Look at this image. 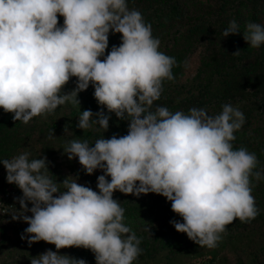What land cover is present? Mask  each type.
Returning a JSON list of instances; mask_svg holds the SVG:
<instances>
[{
  "label": "clouds",
  "instance_id": "clouds-1",
  "mask_svg": "<svg viewBox=\"0 0 264 264\" xmlns=\"http://www.w3.org/2000/svg\"><path fill=\"white\" fill-rule=\"evenodd\" d=\"M243 27L249 47L264 45V25ZM110 33L119 34L121 42L105 55ZM240 33L232 20L222 36ZM160 44L128 0H0V109L14 122L28 124L66 103L80 106L79 94L91 85L101 110L80 111L76 128L105 133L112 114L128 123L126 135L94 142L76 138L63 146L62 155L78 159L84 174L102 172L97 190L80 184L79 176L58 183L43 154L33 158L25 150L0 159L7 183L22 193L13 205L0 203V215L28 225L21 240L29 246L43 241L56 248L30 264H86L59 254L72 247L91 251L96 264H134L142 239L124 223L125 209L113 199L117 191L166 198L183 221L170 224L208 249L217 247L226 226L259 215L252 192L264 180V169L258 170L255 153L233 147L244 113L231 103L213 115L206 108L185 113L154 106L177 65ZM73 78L74 88L65 92ZM151 229L143 231L151 235Z\"/></svg>",
  "mask_w": 264,
  "mask_h": 264
},
{
  "label": "trees",
  "instance_id": "trees-1",
  "mask_svg": "<svg viewBox=\"0 0 264 264\" xmlns=\"http://www.w3.org/2000/svg\"><path fill=\"white\" fill-rule=\"evenodd\" d=\"M128 6L139 10L145 22L151 24L153 37L161 42L160 51L177 61L172 69L174 79L164 81L161 98L154 106L185 113L192 107L206 108L210 115L218 114L225 103L239 107L245 123L235 133L233 147H244L255 153L258 170L264 169V45L253 49L242 34L247 22L264 25V0H128ZM232 20L240 25L241 33L224 38L222 32ZM58 22L62 25L63 17H58ZM120 42L119 34L110 33L105 55ZM237 50L241 51L240 55L233 56ZM197 54L196 72L190 74L192 59ZM74 86L75 78L64 91H71ZM93 92L90 85L78 96L80 106L66 103L54 114L34 117L28 124L14 122L12 114L0 109V159H10L25 150L33 158L43 154L53 179L62 183L65 178L58 176L57 157L62 155L64 144L72 140L69 133L89 142L102 136L108 139L127 134L128 123L118 120L114 114L105 133L103 129L82 132L76 128L80 111L101 110ZM104 111L107 113V109ZM66 125L69 132H64ZM52 133L56 138L49 139ZM69 169L72 176H79L80 184L97 190L100 170L88 176L78 159L71 160ZM252 195L259 210L257 218L250 223L237 219L226 226V233L213 249L200 247L186 234L175 230L170 221H183L172 212L166 198L152 193L137 198L117 191L113 199L125 209L124 223L142 239L143 251L134 264L158 256L171 260L170 264H182L181 258L199 264H264V180L255 184ZM20 196V190L7 183L6 170L0 164V203L14 204ZM15 206L19 209V204ZM146 226L152 228L151 235L143 231ZM23 229L9 215H0V264H30L31 258L37 257L47 244L41 241L29 246L26 240H21ZM60 253L83 259L86 264H96L94 254L83 248L61 249Z\"/></svg>",
  "mask_w": 264,
  "mask_h": 264
},
{
  "label": "rangeland",
  "instance_id": "rangeland-1",
  "mask_svg": "<svg viewBox=\"0 0 264 264\" xmlns=\"http://www.w3.org/2000/svg\"><path fill=\"white\" fill-rule=\"evenodd\" d=\"M198 60H199V57H198V54L195 55L192 59V63L190 65V70H189V73L190 74H193L196 72V68H197V63H198ZM69 136L72 138V139H76L78 137H76V134H73V133H69ZM57 164H58V169H57V172H58V176L59 177H62V178H66L68 176H72L71 172H70V169H69V164H71V161L68 160L67 156L65 155H60L57 157ZM64 180V179H63ZM148 198V196H147ZM30 215V213H29ZM19 224H21L24 229L28 227L27 224L21 222V221H18ZM24 229L21 230V232L23 233L24 232ZM52 250V251H55V247L53 245H49V244H46L44 245V247L42 248V251L39 253L42 254L44 252H46L47 250ZM61 255H65V254H62V253H59ZM38 255V256H39ZM180 263L182 264H187V263H193V264H199L198 261H193L189 258H181L180 260ZM172 261L171 260H167L166 257H163V256H158L157 258L153 259V258H150V257H147L146 260L144 262H141L139 264H170Z\"/></svg>",
  "mask_w": 264,
  "mask_h": 264
},
{
  "label": "built area",
  "instance_id": "built-area-1",
  "mask_svg": "<svg viewBox=\"0 0 264 264\" xmlns=\"http://www.w3.org/2000/svg\"><path fill=\"white\" fill-rule=\"evenodd\" d=\"M3 205H5V206H10V205H13V204H3Z\"/></svg>",
  "mask_w": 264,
  "mask_h": 264
}]
</instances>
